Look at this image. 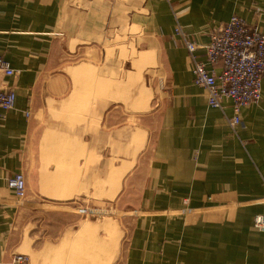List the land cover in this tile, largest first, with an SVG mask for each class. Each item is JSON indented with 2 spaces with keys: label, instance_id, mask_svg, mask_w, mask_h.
<instances>
[{
  "label": "crops",
  "instance_id": "crops-1",
  "mask_svg": "<svg viewBox=\"0 0 264 264\" xmlns=\"http://www.w3.org/2000/svg\"><path fill=\"white\" fill-rule=\"evenodd\" d=\"M232 15L264 31V0H0V56L19 70L0 76L15 92L0 109V264L16 253L25 264H264L253 224L264 216V76L231 127L230 101L207 104L176 32L206 62L203 46ZM113 26L150 42L153 110V97L133 114L106 96ZM17 172L22 200L7 185ZM104 202L134 212L117 244L78 213ZM27 217L49 218L42 238Z\"/></svg>",
  "mask_w": 264,
  "mask_h": 264
},
{
  "label": "built area",
  "instance_id": "built-area-1",
  "mask_svg": "<svg viewBox=\"0 0 264 264\" xmlns=\"http://www.w3.org/2000/svg\"><path fill=\"white\" fill-rule=\"evenodd\" d=\"M188 51L191 61V72L194 83L206 91L207 104L221 108L223 100L231 103L232 114L226 117V123L231 127L240 123L241 108L256 104L261 98V80L264 76V31L256 24H249L243 18L232 15L226 22L216 26L209 42L203 46L206 62L198 60L195 50L199 47L191 40L182 28H176ZM219 65L220 71L208 70L206 63ZM19 70L12 68L0 56V76H17ZM15 102L13 88L0 86V109L8 110ZM8 187L18 200L26 196V180L22 172L10 176ZM81 213L88 212L84 208ZM95 213L96 211H91ZM254 226L264 230V216L254 218ZM12 264H25L27 256L21 253L13 254Z\"/></svg>",
  "mask_w": 264,
  "mask_h": 264
},
{
  "label": "rangeland",
  "instance_id": "rangeland-1",
  "mask_svg": "<svg viewBox=\"0 0 264 264\" xmlns=\"http://www.w3.org/2000/svg\"><path fill=\"white\" fill-rule=\"evenodd\" d=\"M131 32L134 33L135 30L132 28ZM132 36L134 37L133 34ZM133 37L130 38L128 32L119 26H113L112 31L109 32V48L110 50L116 49V57H114V59L117 71L115 72V88H110L109 90L105 91L109 92L108 95L106 94V96H109L110 99H114L116 102H120L123 106H125V112H131L135 114L136 112H144L145 110H148L149 107L145 105V102H148L151 97L153 98H151L152 104L150 110L155 108V98L157 96L148 93L147 87L153 86L158 77L154 69L156 65L151 63L153 62V59L147 52V50L150 49V42L139 41ZM105 38L107 40V36H105ZM127 50H130V55L127 54ZM118 68L121 69L120 72H118ZM124 69L131 70L132 75L127 76L123 71ZM123 78L125 79L124 81ZM100 80L102 85V80L104 79L101 75ZM105 86H107V83ZM111 91H114V96ZM106 96L105 98H107ZM112 184H114L113 181L111 185ZM100 188L101 197L109 196V194L103 191L105 188H107L106 180H101ZM79 208L88 210V212L83 213L78 210V213L80 216H82L84 221H95L98 224L101 223V225H98V228L101 227V229H107V234L110 237V244L113 234L116 235V244L118 243V238L121 237L122 232H124V227H126V225L129 226L130 215H134L133 211L131 212L130 210H121L116 208L113 203L109 202L99 204L84 203L82 206L78 207V209ZM91 211L96 212L93 213ZM27 218L32 220V223L35 225L32 231H34L36 235L39 233L40 238H42L45 233L43 226L47 224L46 220L49 218H46V220L42 217ZM24 223L25 222H23V224ZM122 239L123 236L121 238V242Z\"/></svg>",
  "mask_w": 264,
  "mask_h": 264
}]
</instances>
